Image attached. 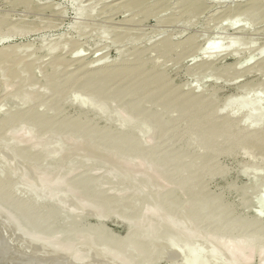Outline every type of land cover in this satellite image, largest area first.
<instances>
[{"label":"rangeland","instance_id":"1","mask_svg":"<svg viewBox=\"0 0 264 264\" xmlns=\"http://www.w3.org/2000/svg\"><path fill=\"white\" fill-rule=\"evenodd\" d=\"M32 1L0 0V19L12 21L0 34V50H21L27 60L0 65V113L7 119L54 100L48 84L37 80L50 67L45 49L27 58L29 48L80 40L85 48L74 57L90 58L88 66L98 69L119 63L127 48L116 43L118 35H128L146 49L190 39L172 52L179 58L189 52L182 60L148 57L175 86L212 93L221 114L233 111L243 128L264 127V87L258 88L264 82L258 70L264 63V10L246 17L229 14L254 0H206V10L197 7V15L177 22L152 18L132 27L124 10L112 17L106 12L117 0ZM186 1L199 2L170 0L173 9ZM35 5L46 9L35 12ZM247 94L254 100L250 107ZM67 103L72 113L88 111L107 126L136 131L143 153L117 151L102 139L38 128L27 120L1 130L0 264H264V233L223 219L219 211L203 213L192 204L191 190L177 185L181 178L163 172L158 156L164 147L148 122L124 111L123 102L107 104L77 90ZM253 146L251 153L223 159L229 176L211 189L228 186V202L241 201L247 214L264 220V162L256 153L264 144ZM190 147L201 152L197 140ZM87 178L99 182L103 201L122 198L121 205L103 204L87 188ZM182 193L187 200L179 204ZM127 200L136 204L129 207ZM49 212L55 213L53 221L46 218ZM135 239L148 250L130 247Z\"/></svg>","mask_w":264,"mask_h":264},{"label":"bare ground","instance_id":"2","mask_svg":"<svg viewBox=\"0 0 264 264\" xmlns=\"http://www.w3.org/2000/svg\"><path fill=\"white\" fill-rule=\"evenodd\" d=\"M22 1L34 5L32 0ZM117 1L107 5L106 12L112 17L114 13L124 10L123 13L127 14L126 25L132 27L140 26L152 18L177 22L186 15L192 16L194 13L197 15V7L200 8L199 12L205 11L208 0H199L198 3L197 1L182 2L177 9H173L170 0ZM24 7L33 10L31 6ZM45 9L46 7L35 5V12ZM263 10L264 0H254L239 6L229 14L246 17ZM5 18L7 19L4 17L0 19V34L9 28L12 22L11 18ZM131 38L133 37L128 35H118L116 43L126 46V52L120 56L118 64L104 65L98 69L88 66L90 58L74 57V55L82 54L85 48L80 40H59L48 47L42 45L40 49L29 48L26 52L27 58L36 56L41 49H45L44 57L49 58L50 67L44 70V77L38 78L36 74L35 76L37 80H44L43 82L48 84L54 100L46 106L36 104L27 110L15 112L10 119L0 113V131L27 120L38 128L81 134L89 139H102L117 151L141 155L143 148L136 131H124L107 126L96 120L95 116L88 111L78 110L72 113L67 103V96L73 90H77L82 95L89 94L104 100L107 104L123 102L124 111L130 112L139 121L148 122L151 130L158 132L161 145L164 147L158 156V162L164 173L171 171L181 178L178 186L182 188L185 186V190H177L178 195L180 190H191L194 200L192 204L197 205L203 213L214 214L219 211L223 219L264 233V220L247 214L242 208L241 201L231 203L228 202L229 199H225L224 192L228 186L220 191L211 189L214 181L227 179L229 176V171L223 163L224 158L235 157L241 151L251 153L256 142L262 141L264 144V127L251 125L243 128L241 121L233 117V111L227 115L221 114V108L214 101L212 93L184 91L182 87L175 86L167 72L157 70L153 60L148 57L155 54V60H182L189 52L180 54V58L176 53L190 39L183 43L165 40L153 48L146 49L141 48L137 41ZM22 53L23 51L18 49L0 50V65L6 67L8 64L26 63L27 60L23 58L25 55ZM258 70L264 76V63ZM262 87L264 82L258 83V88ZM245 101L250 107L254 100L247 94ZM193 140H197L201 152H195L190 147V142ZM256 153L264 162V151L260 149ZM154 154L152 151L151 155ZM0 183L1 186H5L2 182ZM187 185H189L188 189ZM86 186L97 199L101 198L103 204L119 207L120 202L124 200L107 197V201H103L104 194L101 195L99 191L100 184L93 178H87ZM236 193L243 198L242 192L236 191ZM182 194L181 198L176 199L178 203L180 202L179 204L187 200L186 194ZM126 204L132 207L136 201L127 200ZM46 216L48 221L55 219L53 212H49ZM142 237L141 241L146 242ZM138 240L130 241V247L135 249L138 247L146 252L148 245H145L146 249H142L141 242L138 243Z\"/></svg>","mask_w":264,"mask_h":264}]
</instances>
